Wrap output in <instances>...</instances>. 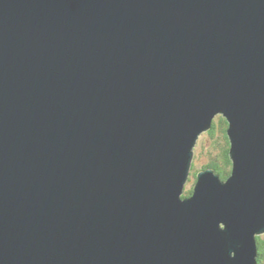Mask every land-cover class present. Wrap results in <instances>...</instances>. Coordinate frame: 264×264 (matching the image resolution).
I'll return each mask as SVG.
<instances>
[{
  "label": "water",
  "instance_id": "water-1",
  "mask_svg": "<svg viewBox=\"0 0 264 264\" xmlns=\"http://www.w3.org/2000/svg\"><path fill=\"white\" fill-rule=\"evenodd\" d=\"M228 121L232 169L195 148ZM264 0H0V264H258Z\"/></svg>",
  "mask_w": 264,
  "mask_h": 264
},
{
  "label": "trees",
  "instance_id": "trees-1",
  "mask_svg": "<svg viewBox=\"0 0 264 264\" xmlns=\"http://www.w3.org/2000/svg\"><path fill=\"white\" fill-rule=\"evenodd\" d=\"M228 121L223 115L215 117L212 127L204 132L207 134L210 140V150L212 155L210 160L201 167H197L193 163L191 176L193 175L196 180L197 173L204 168H214L217 173L220 174L222 179H227L231 173L232 160L230 156V140L227 134ZM191 179V178H190ZM194 180V179H193ZM193 187L186 189L185 196L191 195ZM264 235H258V246H259V264L263 263L264 254Z\"/></svg>",
  "mask_w": 264,
  "mask_h": 264
},
{
  "label": "rangeland",
  "instance_id": "rangeland-1",
  "mask_svg": "<svg viewBox=\"0 0 264 264\" xmlns=\"http://www.w3.org/2000/svg\"><path fill=\"white\" fill-rule=\"evenodd\" d=\"M211 155H212V151L210 150L209 137L207 134H202L201 137L199 138L197 146L195 148L194 163L197 165V167H201L202 165H205L210 160ZM195 181L196 180H195L194 176L192 175L191 179L186 184V189H190L191 187H193ZM262 235H264V233ZM262 264H264V254H263V263Z\"/></svg>",
  "mask_w": 264,
  "mask_h": 264
},
{
  "label": "flooded vegetation",
  "instance_id": "flooded-vegetation-1",
  "mask_svg": "<svg viewBox=\"0 0 264 264\" xmlns=\"http://www.w3.org/2000/svg\"><path fill=\"white\" fill-rule=\"evenodd\" d=\"M259 254H260V252H259ZM258 258H259V256H258ZM259 264V263H258Z\"/></svg>",
  "mask_w": 264,
  "mask_h": 264
}]
</instances>
